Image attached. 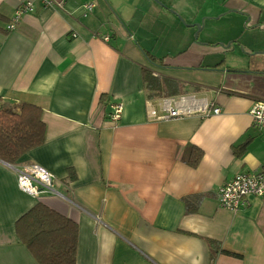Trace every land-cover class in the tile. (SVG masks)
I'll return each mask as SVG.
<instances>
[{
    "label": "crops",
    "instance_id": "1",
    "mask_svg": "<svg viewBox=\"0 0 264 264\" xmlns=\"http://www.w3.org/2000/svg\"><path fill=\"white\" fill-rule=\"evenodd\" d=\"M198 1L0 0V98L41 107L47 128L14 165L0 159V264H38L16 233L38 203L78 224L77 264H264V197L238 212L218 199L234 176L264 168V136L249 115L264 87L246 91L251 69L203 64L190 14ZM24 2L36 12L9 31ZM203 2L212 17L264 26V0ZM170 31L182 38L167 41ZM160 41L166 53L152 47ZM145 71L161 91L149 94ZM117 102L124 112L113 123ZM169 108L190 114L156 118ZM193 148L203 151L196 168ZM30 164L53 175L54 194L19 189L14 169ZM207 240L242 257L212 255Z\"/></svg>",
    "mask_w": 264,
    "mask_h": 264
},
{
    "label": "trees",
    "instance_id": "2",
    "mask_svg": "<svg viewBox=\"0 0 264 264\" xmlns=\"http://www.w3.org/2000/svg\"><path fill=\"white\" fill-rule=\"evenodd\" d=\"M144 81L150 95L163 88L161 81L150 72H144ZM163 84L167 86L169 81L164 80ZM42 115L43 111L39 106L27 102L18 106L11 105L0 98L1 160L14 165L23 156L45 143L47 128ZM202 158L203 151L193 148L188 159L189 165L196 168ZM16 233L19 241L38 264H77L78 224L46 205L38 203L19 218L16 222ZM207 242L212 255L222 253L242 257L223 249L216 241Z\"/></svg>",
    "mask_w": 264,
    "mask_h": 264
},
{
    "label": "rangeland",
    "instance_id": "3",
    "mask_svg": "<svg viewBox=\"0 0 264 264\" xmlns=\"http://www.w3.org/2000/svg\"><path fill=\"white\" fill-rule=\"evenodd\" d=\"M210 11L211 8L203 0L202 3L194 2L190 8V14L197 19L195 24H191L197 32L193 48L200 51L204 65L224 63L225 67L241 70V74H248V69H251L249 75L244 77V86L248 92L259 93L264 87V26L247 28L237 16L212 17ZM178 17L179 22L187 25ZM169 33L167 41L174 42L182 38L180 31ZM154 45L152 47L157 53H166L162 41ZM188 49L190 46H185L182 51ZM257 100L264 101L261 98L254 99Z\"/></svg>",
    "mask_w": 264,
    "mask_h": 264
},
{
    "label": "built area",
    "instance_id": "4",
    "mask_svg": "<svg viewBox=\"0 0 264 264\" xmlns=\"http://www.w3.org/2000/svg\"><path fill=\"white\" fill-rule=\"evenodd\" d=\"M94 10V4L84 6V15ZM36 12L32 2H24L15 11L12 20L9 22L7 29L13 31L22 18L29 13ZM109 38L105 37V41ZM165 114L157 116L152 112V116L158 119L170 120L172 118H181L189 115L190 112H184L179 109H166ZM124 112L122 103L112 104V112L109 117L113 123L121 120ZM215 115L221 113L220 108L213 110ZM249 115L252 119V125L255 130L264 136V101H253L249 108ZM17 176L18 187L21 191L41 198L55 193L53 184V175L39 164H30L23 168L14 169ZM251 196L264 197V168L260 171H249L234 176L230 181L221 186L218 192L219 205L221 208L233 212H238L249 204Z\"/></svg>",
    "mask_w": 264,
    "mask_h": 264
}]
</instances>
